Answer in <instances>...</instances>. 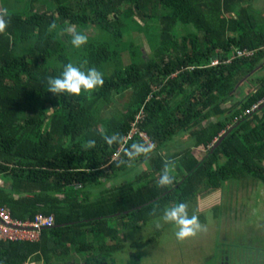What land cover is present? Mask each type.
Wrapping results in <instances>:
<instances>
[{
	"label": "trees",
	"instance_id": "1",
	"mask_svg": "<svg viewBox=\"0 0 264 264\" xmlns=\"http://www.w3.org/2000/svg\"><path fill=\"white\" fill-rule=\"evenodd\" d=\"M253 1L0 0L10 20L0 34V206L23 220L40 212L56 219L37 240H0V264L111 257L129 250V232L141 224L163 232L164 208L190 205L201 191L240 180L264 190V23ZM70 25L88 36L85 46L72 47L63 31ZM133 31L138 41L144 33L151 54ZM69 62L97 68L103 86L79 97L47 92V78ZM127 92L129 102L110 109ZM135 121L155 150L118 166L126 147L146 141L129 138ZM113 132L127 140L122 150L101 139ZM88 139L94 149L82 147ZM165 160L176 162L175 180L160 188Z\"/></svg>",
	"mask_w": 264,
	"mask_h": 264
},
{
	"label": "rangeland",
	"instance_id": "2",
	"mask_svg": "<svg viewBox=\"0 0 264 264\" xmlns=\"http://www.w3.org/2000/svg\"><path fill=\"white\" fill-rule=\"evenodd\" d=\"M252 7L258 24L262 25L264 12L261 9L264 8V2L254 0ZM150 24L159 26V23L156 22H150ZM132 33L134 36L131 37L134 39L139 32L133 31ZM140 36L142 38L139 41L134 39L135 42L142 45L146 54H151L148 39L144 37L143 32H140ZM128 61L127 54L124 57V62L127 63ZM248 78L251 79L250 75ZM244 79L246 78L244 77L242 80ZM249 79L245 83L242 80L238 83L236 86V88L239 86L237 94L244 91ZM130 94L131 92H127L125 95L118 96L110 109L119 110L122 108L124 103L129 102ZM235 98L239 99L240 96L237 95ZM136 124L131 131L142 133L147 141H151L148 134L138 128ZM203 152L204 150H200L198 155ZM144 168H146L145 164L138 166L140 171L145 170ZM235 182H228L229 187L221 192L213 189L207 192L201 191L190 203L188 210L190 214H203L206 218V222L203 223L206 230L199 232L196 236L180 241L174 235L176 229L173 224L165 225L163 232H158L155 227L149 228L141 224L138 232H129L130 238L126 240L130 246L129 250H127L128 248L125 251L121 250L116 255L106 256V258H100V254L76 255L73 257L74 260L67 261V264H132L133 258H135V264H245L247 262V248L264 247V190L259 189L260 184L256 188L254 181L243 182L240 180L239 183ZM75 186H79V184L76 183ZM109 186L110 184L107 183V187ZM224 187L226 188V185ZM100 189L101 187L97 188L96 191ZM242 203L244 209H241ZM121 235L124 236V239L127 238L125 233L122 232ZM156 235H158L156 242L147 241ZM123 236L121 239L125 243ZM22 240L28 239L12 238L8 235L6 237L7 242Z\"/></svg>",
	"mask_w": 264,
	"mask_h": 264
},
{
	"label": "clouds",
	"instance_id": "3",
	"mask_svg": "<svg viewBox=\"0 0 264 264\" xmlns=\"http://www.w3.org/2000/svg\"><path fill=\"white\" fill-rule=\"evenodd\" d=\"M8 10L0 8V34H6L10 20L7 19ZM57 29L55 22L51 23L47 29L49 33ZM64 33L70 34V44L73 48L79 49L88 43V36L83 32L77 31L76 25H70L65 28ZM104 84L103 73L95 67L83 69L72 62L65 64L58 76H50L46 80L47 92L54 95L67 94L69 96L79 97L82 92H92ZM50 111V110H49ZM101 139L109 147L113 145H121L124 143L125 137L119 132L111 134L101 133ZM84 149H94L96 147L95 139H88L82 145ZM155 143L151 141L134 142L124 149L126 160L121 159L118 162L125 164L138 157L147 158L150 153L155 150ZM176 162L174 160H165L163 167L157 180V186L160 188L170 187L173 185L175 176ZM189 204L187 202H179L170 205L163 210L161 219L165 223L175 226V237L177 240L183 241L189 237L196 236L199 232L205 231L206 227L201 224L197 214L189 215ZM157 209L153 208L151 215H156Z\"/></svg>",
	"mask_w": 264,
	"mask_h": 264
},
{
	"label": "built area",
	"instance_id": "4",
	"mask_svg": "<svg viewBox=\"0 0 264 264\" xmlns=\"http://www.w3.org/2000/svg\"><path fill=\"white\" fill-rule=\"evenodd\" d=\"M250 54L251 52H248V51H236L235 57L245 56V55H250ZM227 62H230V59ZM217 64H218L217 59H213L211 61L212 66H215ZM258 105L259 104L253 105L251 108V111L253 112L259 109ZM135 123L137 122L135 121L134 124ZM134 124H133V127H134ZM135 134H140V136L144 138L142 133H139V132L137 133L133 131H130L129 138H132ZM145 140L147 141V139ZM126 142L127 140L125 141V143ZM125 143L121 144L120 150L125 148ZM117 156H118V150L114 154L115 158H117ZM55 221L56 219L54 215H47L42 212L38 213L34 219L23 220V219L15 218L13 217L12 211L9 208L0 207V240L2 239L6 240L7 235L12 238H18V239L24 238L28 240H37L41 237L42 231L45 228H50L55 225Z\"/></svg>",
	"mask_w": 264,
	"mask_h": 264
},
{
	"label": "flooded vegetation",
	"instance_id": "5",
	"mask_svg": "<svg viewBox=\"0 0 264 264\" xmlns=\"http://www.w3.org/2000/svg\"><path fill=\"white\" fill-rule=\"evenodd\" d=\"M247 262L245 264H264V247L251 249L247 248Z\"/></svg>",
	"mask_w": 264,
	"mask_h": 264
},
{
	"label": "crops",
	"instance_id": "6",
	"mask_svg": "<svg viewBox=\"0 0 264 264\" xmlns=\"http://www.w3.org/2000/svg\"><path fill=\"white\" fill-rule=\"evenodd\" d=\"M263 2H264V0H262ZM253 3H254V1H253ZM253 3H252V5H253ZM264 72V71H263ZM250 89H251V87H250ZM247 91V89H244V93ZM242 94L240 93L239 94V96H241ZM4 184H5V181L4 180H2V178H0V186H4ZM1 207H6V206H1ZM6 208H8V207H6ZM10 209V208H9ZM100 255H101V253H99ZM74 260V258L71 260V261H73ZM62 262L63 261H61V262H59V264H62ZM42 264H45V261H43L42 260Z\"/></svg>",
	"mask_w": 264,
	"mask_h": 264
},
{
	"label": "water",
	"instance_id": "7",
	"mask_svg": "<svg viewBox=\"0 0 264 264\" xmlns=\"http://www.w3.org/2000/svg\"><path fill=\"white\" fill-rule=\"evenodd\" d=\"M219 141H220V140H219ZM219 141H218V143H219ZM218 143H216L215 146H216Z\"/></svg>",
	"mask_w": 264,
	"mask_h": 264
}]
</instances>
